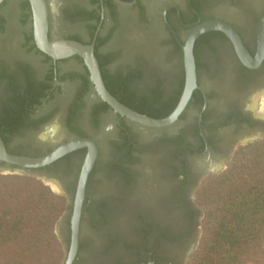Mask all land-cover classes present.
I'll list each match as a JSON object with an SVG mask.
<instances>
[{"label":"flooded vegetation","instance_id":"obj_1","mask_svg":"<svg viewBox=\"0 0 264 264\" xmlns=\"http://www.w3.org/2000/svg\"><path fill=\"white\" fill-rule=\"evenodd\" d=\"M45 3L50 39L93 43L107 78L119 75L128 78L138 73L142 83L137 87L141 91L146 84L152 88L159 80L166 101L178 90L183 74L182 94L185 83L183 45L195 25L208 20L227 23L236 30L243 45L254 56L259 24L264 16V0H45ZM51 3L58 10L53 11ZM213 5L219 7L220 14L209 13ZM136 13V19L129 17ZM142 13L146 18H142L143 15L139 17ZM60 15L73 22L80 21L85 27L83 32L57 33ZM130 29L137 30V36L132 40L122 35L123 30ZM159 31L168 35L170 49L165 58H172L174 63L169 73L164 75L166 77H162L157 68H149L141 56L158 43ZM111 43L112 48L109 47ZM193 54L198 87L193 90L177 120L159 127L175 129L176 134L171 141L176 143L173 158L178 166H173V173L178 181L162 191L155 184L151 186L152 190L145 195H155L144 211L137 213L132 242L123 245L120 240H115L114 248L109 251L118 250L121 246L122 253L130 254L129 259H122L119 251L102 258L99 251L84 248L81 228L84 220L91 222L94 213L100 210L89 189L103 155L112 145L117 149L126 148L127 144L122 143L123 135L128 133L130 126L153 127L142 126L119 115L102 101L83 60L75 55L48 62L46 67L52 76L51 102L38 106L31 113V118L16 124L15 129L3 132L7 151L30 157L43 156L73 138L94 141L97 155L85 186L77 251L72 264H86L87 261L91 264H184L193 250L199 226L200 210L190 198L193 184L208 172L212 161L226 159L246 134L264 136V109L255 113L256 103L264 100V58L256 68L245 67L233 42L221 31L202 33L194 42ZM70 62L73 66L68 65ZM26 67L34 71L37 80L43 77L38 65L28 60L16 61L11 66L0 65V73L5 70L14 73L17 81L22 83L23 68ZM130 85L133 89V82ZM6 88L7 80L0 79V93L7 91ZM43 117L49 119L44 121ZM54 121L58 122L56 132L53 135L42 133ZM252 139L247 137L245 140ZM132 149L130 145L128 152H133ZM86 151V148H81L44 167L24 170L50 180L63 190H72L69 228ZM187 155L196 160H187ZM0 169H10V166L0 161ZM70 244L71 235L68 250Z\"/></svg>","mask_w":264,"mask_h":264},{"label":"trees","instance_id":"obj_2","mask_svg":"<svg viewBox=\"0 0 264 264\" xmlns=\"http://www.w3.org/2000/svg\"><path fill=\"white\" fill-rule=\"evenodd\" d=\"M7 4L4 0L0 11ZM18 8L21 23L29 26L24 33V48L26 53L42 58V64L37 65L43 77L37 80L28 67L23 68L22 83L14 73H0V79L7 80V91L0 95L3 141L5 130L15 129L16 124L31 118L33 110L53 98L52 76L46 67L51 58L35 46L29 1L20 0ZM95 55L106 88L124 105L152 118H164L176 107L183 74L178 90L166 101L159 80L154 87L146 84L141 91L137 87L142 83L138 73L108 79L100 55ZM48 119L43 117L44 121ZM244 150L243 156L230 161L202 189L206 204L202 235L189 264H264V139ZM61 210L59 197L34 175L0 173V264H61L63 254L55 234Z\"/></svg>","mask_w":264,"mask_h":264},{"label":"rangeland","instance_id":"obj_3","mask_svg":"<svg viewBox=\"0 0 264 264\" xmlns=\"http://www.w3.org/2000/svg\"><path fill=\"white\" fill-rule=\"evenodd\" d=\"M20 0H8V4L2 8L0 14L3 17V24L0 26V65L11 66L16 61L28 60L34 64H42V58L34 54L26 53L24 48V33L28 30L27 23H21ZM52 10L55 4L51 3ZM210 14H220L221 10L217 5L209 10ZM142 18H146V14ZM131 19H136L138 14L129 16ZM128 17V18H129ZM57 33L71 34L83 32L84 28L80 21L67 20L63 15L58 18ZM160 32V31H159ZM136 29L123 30L122 35L129 40H132L137 35ZM110 48L113 47L111 43ZM170 49L168 35L165 32H160L158 35V43L150 50L143 52L142 60L151 68H157V72L164 75L168 74L173 68V59L165 58ZM130 63V62H129ZM73 66V62L68 63ZM176 65V64H175ZM164 73V74H163ZM1 95V93H0ZM264 109V100L261 99L256 103L255 113H259ZM58 128V122H51L42 133H49L53 135ZM128 133L123 135L122 143H128L126 148L117 149L112 147L103 155L99 166L94 173L92 187L89 189L90 196L94 199L97 205H100L99 212L94 213V217L89 222L84 220L81 228V240L84 248H90L100 252L102 258L108 256L110 252H118L122 259H129L131 256L128 253L121 252V246L114 251H109L115 246V240H120L123 245L129 244L133 240V230L137 213L144 211L147 204L152 202L153 196L145 195L147 191L152 190L154 184L159 186V191L163 188H168V185H173L178 181L175 179L173 173V166L177 165V160H174L176 143L172 142L175 129L165 128H151L138 127L132 125L128 128ZM247 137L251 141L245 140ZM244 139V140H243ZM264 139V136H256L255 133L247 134L241 138L242 142H237L230 155L222 161L214 160L209 166L208 172L201 176L190 190V198L194 205L200 210L199 226L197 238L194 242L193 251L196 249L200 237L202 235L203 221H204V199L202 190L207 184L206 181L225 170L230 161L235 157L243 156L244 148L247 145L255 143ZM116 142V141H115ZM122 143L119 145L122 146ZM133 146V152H128V147ZM187 160L193 162V157L187 155ZM234 161V160H233ZM219 162V163H218ZM32 174L40 179L44 185L56 194L62 202V210L55 224V234L59 240V249L63 254L61 264L67 256V243L70 241L69 215L72 190H63L50 180L43 179L37 176L36 173L28 171H10L7 169H0L1 174H18V173ZM104 208V211L101 209ZM109 239L111 240L109 242ZM117 240V241H118ZM84 252V250L82 251ZM190 255L185 260L184 264H189ZM89 259V258H88ZM88 262V261H87ZM86 264H91V262Z\"/></svg>","mask_w":264,"mask_h":264},{"label":"water","instance_id":"obj_4","mask_svg":"<svg viewBox=\"0 0 264 264\" xmlns=\"http://www.w3.org/2000/svg\"><path fill=\"white\" fill-rule=\"evenodd\" d=\"M3 1L4 0H0V5ZM28 1L32 13L33 39L36 48L52 60L66 59L75 55L79 56L83 60L89 72L90 80L102 101L107 103L114 110V112L142 126L159 128L170 125L177 120L179 115L184 110L193 90L198 87L196 83L193 46L195 40L202 33L209 31L223 32L233 42L236 53L245 67L256 68L264 58V16L259 24L257 52L254 56H252L243 45L236 30L227 23L220 20H208L195 25L188 33L183 45L185 83L180 99L174 110L169 115L164 118H152L124 105L108 91L101 75L93 43L83 44L73 39H50L48 12L45 0ZM81 148H86L87 151L81 166L73 211L70 218L71 244L64 264H72L76 255L82 201L89 173L95 163L97 147L94 141L90 138H73L59 144L43 156L30 157L9 153L0 136V161L9 165L10 169L7 170L10 171H24L28 169L41 168L51 164L60 157ZM43 179L45 178L43 177Z\"/></svg>","mask_w":264,"mask_h":264}]
</instances>
